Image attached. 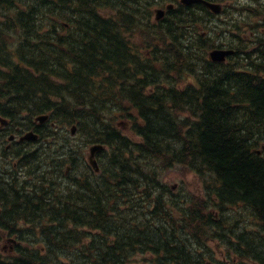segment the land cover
<instances>
[{"label": "trees", "instance_id": "16d2710c", "mask_svg": "<svg viewBox=\"0 0 264 264\" xmlns=\"http://www.w3.org/2000/svg\"><path fill=\"white\" fill-rule=\"evenodd\" d=\"M158 1L0 0V113L49 115L44 143L15 153L47 154L60 173L104 145L100 173L80 183L40 172L29 196L0 178V222L17 240L0 264H206L196 246L211 252L210 241L222 264H264V7L230 2L242 13L204 28L201 4L152 21ZM222 45L246 53L250 72L229 64L235 55L206 57ZM173 171L203 196L173 191Z\"/></svg>", "mask_w": 264, "mask_h": 264}, {"label": "rangeland", "instance_id": "374dc122", "mask_svg": "<svg viewBox=\"0 0 264 264\" xmlns=\"http://www.w3.org/2000/svg\"><path fill=\"white\" fill-rule=\"evenodd\" d=\"M175 1L176 0H167V2H172V3L175 2ZM230 2H233V3L237 4L238 7H241V6L245 7L249 3H258L259 6H261L262 8L264 7V0H226L225 4L227 5V9H226L225 13L223 15L219 16V17L218 16H216V17H212L211 16L210 18H204V28L213 26L215 24H219L221 21H224V19H228V17H226V16L229 15V14H234L235 16H238L239 13H242V10H237L235 8V10H236L235 11L231 7L228 8V5L230 4ZM164 3L165 2H160V1L155 2L154 3L155 6H152V9L154 7L164 6ZM262 10H264V9H262ZM152 19H153V15H152L151 20ZM200 19H201V17H200ZM136 25H138V23H136ZM226 36H228L230 38V36L227 33H226ZM247 37H248V34H244L243 35V38H247ZM229 38H224V39H229ZM66 130L68 131V135H69L70 127H68ZM72 135H74V134H72ZM71 143L73 145H75V148L78 150V148H80V143H81V140H80L79 136H74L72 138V142ZM34 146L35 145H33V144L28 145L27 150L31 151L32 149L35 148ZM40 149H42V147H40ZM81 150H82L81 151V155H79L81 158L79 160H77V162H78L77 164L79 165V168L77 167L75 170L74 169L68 170V172H70L68 174V176H66L64 178H61V179H64L66 182H70L73 178L75 180L77 179V180H79V182H81L82 179H84V174L83 173H85V174H91L92 173V169L90 168L91 169L90 170L88 168V166H87V163H86V154H87V151H88V147L81 148ZM46 151H49V148H46V150L44 149V150L40 151V153L45 154ZM55 151H57V150H55ZM79 154H80V152H79ZM4 157H11L10 156V152L8 153L7 156H4V154L0 150V163H1L0 170H3V168H5L6 170L9 169V168H7L8 167V164H7V159L8 158H4ZM3 159H6V161H4ZM15 161H17V159L12 157V160H10V164L12 165V162H15ZM38 161H40V160H38ZM48 161H49V158L47 157V154H45L42 163L45 164ZM54 167H55V164L52 166L53 171L56 170V169H54ZM47 170H48V168H47ZM166 175H167V177L164 178V183L165 184H167L168 186H172L174 184H177L175 190H173V191L178 192V191H182V190L185 189L186 192L193 193V197H197V196L202 197L203 196V191L200 188L201 183L195 182V180H193L192 177H190V176L187 177L186 176L185 182L182 183V178H181V176L178 175L177 171H173V172L168 173ZM61 179L59 180V182L61 181ZM2 183L5 184V182H3V181H2ZM0 185H2V184L0 183ZM180 188L182 190H180ZM18 189L21 190L20 188H18ZM172 189H174V188L172 187ZM7 190H10V189H7ZM22 191H24V190H22ZM132 207L133 208H131V209H134L135 205L132 206ZM132 217H133V215H128L129 219H132ZM1 234H2V232L0 231V252L2 254H4V255H7V256L11 255L13 253L12 252V242L11 241L9 242L5 238V235H1ZM206 243H207L209 249L211 250V252H206V250H204V246H196L197 251L198 252H205V255H207V256L210 255L211 256L210 259H212L213 262H215L216 264H221L220 261H222L223 257H224V251H223L224 247H223V245H219V244L215 245V242H213V241L206 242Z\"/></svg>", "mask_w": 264, "mask_h": 264}, {"label": "water", "instance_id": "95a60500", "mask_svg": "<svg viewBox=\"0 0 264 264\" xmlns=\"http://www.w3.org/2000/svg\"><path fill=\"white\" fill-rule=\"evenodd\" d=\"M181 1L183 3L187 4V3H190V2L203 1V0H181ZM203 2H204L205 5H207L214 12H218L220 10V6L218 4H213V3L206 2V1H203ZM162 14H163V10H161V9H157L156 10V18L157 19L160 18L162 16ZM230 52H231L230 50H214V51L210 52V56H211V58L213 60H223L224 56L227 55ZM46 118H47V115H41V116H38L36 119L39 120L40 122H42ZM72 131H74V130L72 129ZM23 138L33 139L34 140V139L37 138V135L34 134L33 132H28L21 139H23ZM101 148H102V145H99V144L92 145L89 148L88 162H89V164L92 166V168L95 171H98V164H97V161L95 159V154Z\"/></svg>", "mask_w": 264, "mask_h": 264}, {"label": "bare ground", "instance_id": "6f19581e", "mask_svg": "<svg viewBox=\"0 0 264 264\" xmlns=\"http://www.w3.org/2000/svg\"><path fill=\"white\" fill-rule=\"evenodd\" d=\"M116 1V0H115ZM116 4V3H115ZM123 6V5H122ZM122 9V8H121ZM127 12V11H126ZM136 25V23L134 24ZM133 25V26H134ZM129 46V45H128ZM256 48H259V45H253V47H251V49L249 48V52H253L254 50H256ZM241 49V48H240ZM234 52H235V56H233V58L231 59V61L229 62V64H234L237 65L238 68H240L242 71L245 72H250L249 70V66L251 65V62H247L246 58L247 55L246 53H241V50L239 51V53L236 54V50L233 48ZM253 55V54H252ZM254 56V55H253ZM58 65V64H57ZM77 127V126H76ZM0 167H1V163H0ZM0 178H2V176H6L9 177V179L5 180L7 182L8 185H10L13 180L17 181L19 185V181L15 178L16 177V172L13 171V169L11 170H6L5 168H3V170H0ZM11 186V185H10ZM61 186V185H60ZM208 264H216L215 262H210Z\"/></svg>", "mask_w": 264, "mask_h": 264}, {"label": "flooded vegetation", "instance_id": "af4514ba", "mask_svg": "<svg viewBox=\"0 0 264 264\" xmlns=\"http://www.w3.org/2000/svg\"><path fill=\"white\" fill-rule=\"evenodd\" d=\"M20 130L18 129V127L14 126L13 123H11L10 121H8L6 124L4 125H0V147H4V149L6 151H10V147L16 142L23 144L24 141H18L16 139V134L19 132ZM7 134H14V138L12 140H8L7 137H5V135ZM0 150L2 151V148H0Z\"/></svg>", "mask_w": 264, "mask_h": 264}]
</instances>
